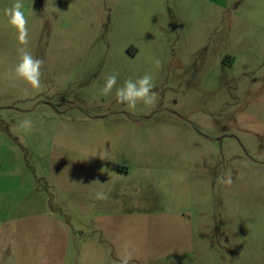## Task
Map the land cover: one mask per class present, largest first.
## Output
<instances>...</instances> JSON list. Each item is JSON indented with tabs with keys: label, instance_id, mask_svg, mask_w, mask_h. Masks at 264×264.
Segmentation results:
<instances>
[{
	"label": "rangeland",
	"instance_id": "rangeland-1",
	"mask_svg": "<svg viewBox=\"0 0 264 264\" xmlns=\"http://www.w3.org/2000/svg\"><path fill=\"white\" fill-rule=\"evenodd\" d=\"M188 1L151 0L138 36L133 0H22L33 90L5 79L0 0V264H264V0ZM113 73L151 74L156 105L102 96Z\"/></svg>",
	"mask_w": 264,
	"mask_h": 264
},
{
	"label": "clouds",
	"instance_id": "clouds-1",
	"mask_svg": "<svg viewBox=\"0 0 264 264\" xmlns=\"http://www.w3.org/2000/svg\"><path fill=\"white\" fill-rule=\"evenodd\" d=\"M5 16L8 18L9 25L15 29L17 33V41L20 47L17 48L18 62L9 73L5 74V79L22 81L33 90L41 88L42 66L43 61L33 56L28 50L29 43V29L28 19L23 11L22 0H14V3L5 9ZM158 64L159 61H156ZM15 86V85H13ZM155 84L151 74H144L143 76L133 80L126 79L122 85L118 86V74L113 73L105 77L103 87L100 89L102 96L108 97L113 95L115 89L114 99L117 103L125 105L129 111L136 110L138 104L154 107L158 100V94L154 91ZM28 94V89H25V95ZM18 129L25 135L30 134L35 129L34 121L26 117L18 122ZM218 183L226 186H231V173H225L223 176L217 178ZM98 183V182H94ZM95 199L107 200L108 194L105 192L95 193ZM129 245L125 247V254L121 257L120 264H130L133 259V254L129 249Z\"/></svg>",
	"mask_w": 264,
	"mask_h": 264
},
{
	"label": "crops",
	"instance_id": "crops-1",
	"mask_svg": "<svg viewBox=\"0 0 264 264\" xmlns=\"http://www.w3.org/2000/svg\"><path fill=\"white\" fill-rule=\"evenodd\" d=\"M134 1V10H139V12H137V15L139 16V18H141V21H137L138 22V26H139V34L138 36H149V34L147 35V29L149 31V27H147V23L145 20L148 16H150V11H151V0H143V3H139V5H136V0ZM206 3H208L209 5H212L214 7H216L217 5L220 4H225L226 0H204ZM200 2L197 1H188L185 2L183 5V8H200L201 5H199ZM149 25V24H148ZM7 224V211L3 207L2 205H0V258L2 256V248H3V233L5 235V232L7 230L6 227ZM4 240H6V237H4ZM157 264H181V261L179 260H160Z\"/></svg>",
	"mask_w": 264,
	"mask_h": 264
}]
</instances>
